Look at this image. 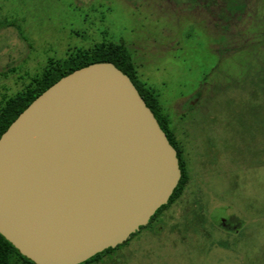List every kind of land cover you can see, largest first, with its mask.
Returning <instances> with one entry per match:
<instances>
[{"label":"rangeland","instance_id":"374dc122","mask_svg":"<svg viewBox=\"0 0 264 264\" xmlns=\"http://www.w3.org/2000/svg\"><path fill=\"white\" fill-rule=\"evenodd\" d=\"M0 23V107L49 64L111 42L169 115L185 190L96 264H264V0H0Z\"/></svg>","mask_w":264,"mask_h":264},{"label":"water","instance_id":"95a60500","mask_svg":"<svg viewBox=\"0 0 264 264\" xmlns=\"http://www.w3.org/2000/svg\"><path fill=\"white\" fill-rule=\"evenodd\" d=\"M181 177L178 151L131 78L92 63L0 137V233L35 264H81L148 226Z\"/></svg>","mask_w":264,"mask_h":264},{"label":"trees","instance_id":"16d2710c","mask_svg":"<svg viewBox=\"0 0 264 264\" xmlns=\"http://www.w3.org/2000/svg\"><path fill=\"white\" fill-rule=\"evenodd\" d=\"M236 1L242 5V0ZM1 28L2 24L0 23V29ZM101 62L114 64L131 78L148 107L156 116L161 128L167 134L169 141L178 151V158L182 172L181 180L171 196L169 203L157 211L156 215L151 219L150 224L141 228V230H143L151 227L155 220L183 194L189 176L182 150L171 127L169 115L165 113L161 106L157 93L145 82L141 81L138 71L136 70V63L133 55L124 43H101L92 49L78 50L63 61L49 64L41 74L32 80L25 90L14 97L3 100V104L0 107V137L39 95L59 81L62 77L89 64ZM228 222L235 224L238 222V218L236 216H231L228 219ZM138 234H140V232L134 234L127 242L119 247L106 249L81 264H96L101 262L105 257L111 256L117 250L128 245L129 241ZM0 264L35 263L23 256L20 251L0 233Z\"/></svg>","mask_w":264,"mask_h":264},{"label":"flooded vegetation","instance_id":"af4514ba","mask_svg":"<svg viewBox=\"0 0 264 264\" xmlns=\"http://www.w3.org/2000/svg\"><path fill=\"white\" fill-rule=\"evenodd\" d=\"M151 222V221H150ZM150 224V223H149ZM221 224H222V227L226 230H234V232H237L238 231V225H235V224H231L228 222V219H226L225 221H221Z\"/></svg>","mask_w":264,"mask_h":264}]
</instances>
